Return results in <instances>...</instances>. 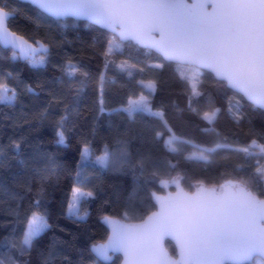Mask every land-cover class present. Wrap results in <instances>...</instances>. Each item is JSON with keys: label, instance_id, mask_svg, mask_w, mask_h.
I'll return each mask as SVG.
<instances>
[{"label": "snow or ice", "instance_id": "6c2138e0", "mask_svg": "<svg viewBox=\"0 0 264 264\" xmlns=\"http://www.w3.org/2000/svg\"><path fill=\"white\" fill-rule=\"evenodd\" d=\"M37 10L33 22L43 27L49 18L59 22L65 17L83 18L110 31L106 45L99 51L103 69L96 79L99 113L108 111L104 93L108 83H116L107 76L110 68L135 79L145 67L162 68V63L141 67L131 58L120 59L126 45H135L155 51L164 61L174 65L177 78L185 84L188 110L207 123L202 131L213 133L207 142L177 134L166 118L163 105L154 106V94L158 91L156 79L136 80L138 91L130 92L125 102L112 111L126 114L129 121L145 116L156 121L151 126L153 139L162 141L169 158L161 169L150 155H140L130 160L127 142L115 141L113 150L109 144L97 151L86 138L81 141L76 172L72 176L70 192L66 196L65 214L77 221L87 215L85 204L95 197L92 180L100 173L129 163L134 172L147 174L149 180H158L161 186H175L174 192L158 196L152 192L155 211L140 216L135 208L125 206L121 216L103 215L107 226L106 238L94 240L88 252L90 264H112L113 257L121 254L124 264H264V133H251L246 143L229 142L221 137L215 122L220 112L207 101L203 108L197 102L204 97L201 90L205 72H210L227 88L239 94L253 106L264 109V0H23ZM14 10L8 8V0H0V46L10 50L9 59L21 60L34 68H42L48 62L50 44L32 35L12 30L9 21ZM49 28L51 25H48ZM59 82L64 87L50 92L48 102L63 105V114L55 121V141L67 147L66 125L75 111L73 105L81 101L90 73L72 58L60 65ZM11 72H0V105L12 107L18 100L16 87L9 84ZM28 92H33L31 87ZM229 113L237 124L243 120L240 101L233 107L229 100ZM48 108L36 114V119L47 118ZM27 123V121H26ZM23 137L13 139L7 146L18 158L21 155ZM6 149L0 146V167L4 165ZM235 153L245 163L236 164L230 172L222 173L220 183L196 180L186 189L181 181L180 160L205 166L213 162L219 153ZM230 161V155L222 157ZM42 168L26 170L41 179H48L61 170L54 154L42 153ZM251 162V163H248ZM26 165L25 160H20ZM251 168V171L248 169ZM175 172V175L172 173ZM167 177V178H165ZM0 194L15 201L17 196L0 185ZM42 196V193H41ZM17 204L10 214L22 225L17 237L0 242L23 255L51 227L48 212L42 198L33 201L20 212ZM138 222H132L133 220ZM175 244V254L169 252L165 241ZM53 253H49V259ZM49 259L44 264H49ZM0 264H17L14 257Z\"/></svg>", "mask_w": 264, "mask_h": 264}, {"label": "trees", "instance_id": "16d2710c", "mask_svg": "<svg viewBox=\"0 0 264 264\" xmlns=\"http://www.w3.org/2000/svg\"><path fill=\"white\" fill-rule=\"evenodd\" d=\"M8 8L14 10L15 14L9 21L12 30L43 39L50 44V54L44 67L34 68L24 61L9 59L10 50L0 51V72L12 73L8 82L16 87L19 93L18 100L12 107L0 105V146L6 149L4 165L0 167V185L17 196L13 201L10 196L0 194V242L5 238L11 239L14 228L17 237L22 231V225L16 223V217L10 214L17 204L23 213L33 201L42 198L51 227L37 238L33 247L23 255L0 244V258L7 261L8 257H14L17 264H44L51 252L53 255L49 264H90V244L94 240L106 238L107 228L101 221V216L119 217L126 205L135 208L140 216H146L149 211L155 209L151 193L163 192V187L158 180H149L147 174L141 176L139 172L133 171L129 163H125L100 172L92 180L95 197L85 204L88 215L83 220L69 218L64 208L67 193L70 192L73 182L72 176L77 170L81 141L85 138L91 141V147L99 154L98 150L106 143L116 150L115 141L121 139L127 142L131 161L140 155H150L161 169L165 168L169 158L173 163L177 160L176 157L168 156L162 141L153 139L150 129L156 121L146 116L129 121L126 114L112 111L125 102L130 92L138 91L136 80L158 81V91L153 99L154 106H164L166 116H169L167 120L177 134L197 142H207L213 139L215 134L203 132L202 129L208 126L207 123L188 110L185 84L177 78L174 65L164 61L155 52L135 45H126L123 55H117L115 59L119 61L131 58L132 62H139L141 67L152 63H162L164 66L160 69L145 67V72L136 73L135 79L110 68L107 76L114 78L116 83L106 85L104 101L108 111L99 113L94 102L98 100L96 79L103 69V59L98 53L106 45L111 33L92 24L87 27L79 25L78 28H63L52 18H49L43 27L37 28L33 22L37 11L34 6L18 0H8ZM67 58L79 63L90 73L91 79L86 82L80 103L73 105L75 111L66 125L65 147L54 143L55 121L63 114V105L52 104L49 107L48 102L52 99L50 92L59 91L64 87L59 82L60 65ZM28 87H31L33 92H28ZM201 90L204 97L197 102V106L203 108L205 103L210 101L214 107L220 109L214 126L222 138L226 137L233 143H246L251 139V133H264V110L254 107L239 94H235L211 73L205 72ZM230 99L234 108L235 102L240 101L243 120L239 124L228 111ZM45 108H48L47 118L43 121L36 119V114ZM22 137L21 155L16 158L13 152L7 151V146L11 140H19ZM42 153L54 154L56 162L61 166V170L48 179H41L26 170L44 166L39 162ZM225 155H230V161L222 159ZM20 160H25L26 165H22ZM244 163L245 161L235 153L219 152L213 162L206 166L180 160L178 170L184 176L182 185L188 189L198 179L204 180L205 183H220L228 178L222 176V173L230 172L236 164ZM248 171H251V168ZM172 174L175 175V172ZM132 222L138 220L134 219ZM165 244L174 255L173 243L166 240ZM120 259L121 257L116 255L112 264H119Z\"/></svg>", "mask_w": 264, "mask_h": 264}, {"label": "water", "instance_id": "95a60500", "mask_svg": "<svg viewBox=\"0 0 264 264\" xmlns=\"http://www.w3.org/2000/svg\"><path fill=\"white\" fill-rule=\"evenodd\" d=\"M18 1H20V2H23V0H18ZM24 3H26V2H24ZM15 15V14H14ZM63 19H75V20H79V21H86V22H88L89 24H92V25H95V26H97V27H99V28H101V29H103V30H106V31H108L109 33H110V31L108 30V29H106V28H103V27H101L100 25H97V24H95L94 22H91V21H88V20H86V19H83V18H77V17H71V16H69V17H65V18H63ZM1 47H3V46H1ZM153 52H155L154 50H153ZM157 54V53H156ZM167 62V61H166ZM210 73V72H209ZM212 74V73H211ZM213 75V74H212ZM214 76V75H213ZM215 78V77H214ZM216 79V78H215ZM217 80V79H216ZM231 90V89H230ZM233 91V90H232ZM247 101V100H246ZM248 102V101H247ZM250 103V102H249ZM254 107H257V106H254ZM259 108V107H258ZM261 109V108H260ZM262 110H264V109H262ZM163 187V186H162ZM174 192L175 191V186L174 185H171V186H168V187H163V192H156V191H153V192H156V194L158 195V196H166L169 192ZM152 194V193H151ZM152 196V195H151ZM152 200H153V202L154 203H156L155 202V200L152 198ZM156 209H154L153 211H155ZM119 218V217H118ZM105 225V224H104ZM106 226V225H105ZM106 228H107V226H106ZM169 241H171L170 239H168ZM172 243H173V245H174V247H175V244H174V241H171ZM116 255H119L120 257H121V259H120V262H119V264H124V258H123V256L121 255V254H116ZM116 255H114V257L116 256ZM114 257H113V259H114Z\"/></svg>", "mask_w": 264, "mask_h": 264}, {"label": "built area", "instance_id": "2783aa9c", "mask_svg": "<svg viewBox=\"0 0 264 264\" xmlns=\"http://www.w3.org/2000/svg\"><path fill=\"white\" fill-rule=\"evenodd\" d=\"M64 21H77V22L83 23L84 27H87L89 25V23L86 22V21H79V20H75V19H62L61 21L56 22V24L59 25V26H61V27H63V28H68V27H73V28L76 27V28H78V26L80 25V24H77V26H75L73 24L72 25H68L67 24L66 26H64V24L61 23V22H64Z\"/></svg>", "mask_w": 264, "mask_h": 264}, {"label": "rangeland", "instance_id": "374dc122", "mask_svg": "<svg viewBox=\"0 0 264 264\" xmlns=\"http://www.w3.org/2000/svg\"><path fill=\"white\" fill-rule=\"evenodd\" d=\"M64 24V26H66L67 24L68 25H75L77 26V24H80V25H83V23H80V22H77V21H64V22H61ZM84 26V25H83ZM167 119H169V116H166ZM199 137H201V134L198 135Z\"/></svg>", "mask_w": 264, "mask_h": 264}]
</instances>
